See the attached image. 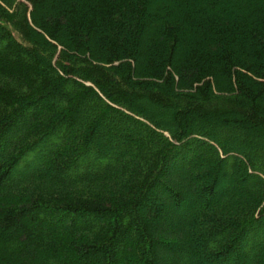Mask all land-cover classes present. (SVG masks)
<instances>
[{"label": "trees", "instance_id": "obj_1", "mask_svg": "<svg viewBox=\"0 0 264 264\" xmlns=\"http://www.w3.org/2000/svg\"><path fill=\"white\" fill-rule=\"evenodd\" d=\"M0 264H264V0H0Z\"/></svg>", "mask_w": 264, "mask_h": 264}, {"label": "rangeland", "instance_id": "obj_2", "mask_svg": "<svg viewBox=\"0 0 264 264\" xmlns=\"http://www.w3.org/2000/svg\"><path fill=\"white\" fill-rule=\"evenodd\" d=\"M168 118H169V117H168ZM110 121H112V117H109L105 122H106V123H109ZM121 133H122V132H121ZM121 133H119V136H118V137H119V140H120V135H121ZM247 148H248V147H245V146H244V149H243V148H242V149L247 153ZM241 156H244V154H241ZM244 157H245V156H244Z\"/></svg>", "mask_w": 264, "mask_h": 264}]
</instances>
